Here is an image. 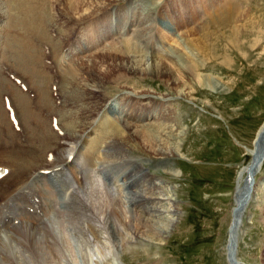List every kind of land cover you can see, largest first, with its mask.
Here are the masks:
<instances>
[{
    "label": "rangeland",
    "instance_id": "1",
    "mask_svg": "<svg viewBox=\"0 0 264 264\" xmlns=\"http://www.w3.org/2000/svg\"><path fill=\"white\" fill-rule=\"evenodd\" d=\"M54 1L50 0V5L47 6L44 3L41 6V8H39L38 13L40 12L39 15L40 14L41 15H40V22L38 23L39 29L36 30V33H28V32L23 33V31H21L20 33H23V36H26L25 39H27L28 42H30L29 40L31 39L32 42L34 41L36 43V44H32L30 42L31 45L35 46L34 52H37L35 53L36 55H38V53L40 54V51L41 53L43 52L45 54L42 56L43 58L41 57L40 66H42L43 68L44 66H46L48 69L47 71H52L54 69L57 71L59 69L58 63L60 62L62 63V65H60L61 67L64 65L67 66V64H70V66L73 65V68H75V70H77L78 68L77 71H79V74L81 76L80 78L83 79V81H85L84 83L89 84L90 79L86 78L87 74L84 73V70L82 69L83 67L77 65L76 61H69L72 60L73 57H77L75 56V54L81 53V51H76L73 53L71 52L72 55L68 56L63 54V50L69 43H73L75 47L80 48L81 47L80 44L79 43L77 44L76 42V39L80 36V34L83 35L85 34L84 39L88 42L89 40L86 39V37L88 36L86 29L91 30L94 27L95 22L98 20L104 19L106 22L111 21L109 30L112 32L117 30L118 25L116 26L114 21L115 18L113 17L115 15L112 14L113 11L110 9L115 7L116 10L118 8L117 6H121L120 10H123L127 6V4L123 3L117 6H112V8L100 12L101 14L100 13L97 14L94 18H90V19L86 18L84 20H79L75 18V16L70 15L69 14L70 12L66 11L65 8H63L64 0H59V1L56 0L55 2ZM133 1H139V0H132L131 3H133ZM233 1H235L239 12L238 16L235 19V22H237L238 20L237 26L239 27L240 31L241 29H244L245 22L257 21L255 23L260 25L259 32H264L263 29L264 0H233ZM214 3H215L214 0H148V3L146 4L155 5L154 7L155 9L153 8L151 12L153 11L152 14L153 16L156 15L153 18L149 16L148 14L149 12L144 13V15L147 14V19L151 23V26L154 29L152 33L148 34L149 36L147 35L148 37H150L151 36L150 34H152L150 38L152 39L151 43L153 45V49L149 50L150 53H148L147 49H144L146 48L144 47L145 45H142L140 44V42L137 41L139 40L138 39L139 37L136 36L132 37L133 34H131V32L128 31L127 32L121 31L120 33L122 34L120 33L117 34L118 32L116 31L114 32V34H110L109 31L110 35L108 34L102 38V41L100 42V44L101 43L102 44L96 46L97 47L96 51L98 52L103 51V48L104 50L106 49L108 50L112 45V48L113 46H115V49L118 48L120 51L122 50V52L125 54L127 50L126 44L128 43L129 50L134 49L135 52L139 54L140 53H145L147 55L158 54L159 56H164L167 58L169 57L168 59L175 60L177 62L176 65L178 66L179 64L175 55L176 52L177 55L179 54L185 55L184 57H187V53H188L185 51V49H187L185 45L186 38L185 36H181V35H184L183 33L189 34L190 30L194 31L196 34L199 35L211 31L212 27L209 23V17H210L209 11L211 10L210 8L214 7L212 6L214 5ZM170 4H172V6ZM141 7L142 6H139V8ZM159 7H162L163 11H165L166 14L168 15L166 17L170 18V21L172 22L171 26H173V30H172L174 31L173 35H171L170 32H167V30L166 31L161 30L162 25L160 24V18L157 15L159 10L161 9ZM178 8L182 9L184 13H186L187 15L186 18L187 20H185V22L181 23L180 25L177 24L178 11H175ZM155 25H157L158 27L156 28ZM177 30L180 31L181 35L178 34L177 37H174V35H176L177 33ZM245 33L246 31H244L243 34ZM40 36H42L41 37L42 39L39 38ZM209 37L211 36L208 35V39ZM261 40L263 41H260L252 49L248 51L249 59H246L244 61L241 60V58H239L240 55H237L235 51L231 53L230 52L227 53L230 56V58L236 62L237 70L234 72L229 71V69H227L225 66L219 64L218 62H214L213 60H210L209 64L206 63L203 64L204 67V69L202 70L203 74L208 72L211 74V76L220 78L221 82H226L227 80L231 79L233 81L231 88L227 87L226 89H224V91H220L213 94L199 90V94H201V96L195 93L194 96L196 98V101L190 102L183 98H172L169 104L164 103V105H162L167 109H169L170 113L172 112L174 114L173 115L171 113V118L169 119L174 121L173 122L174 125L178 124V126L185 127L187 131L188 129H190L191 132L194 133L193 137L187 136L185 139V143H183L180 147L181 150L180 153H182V155H184L186 158H180V157L172 158L165 163H162L158 159L156 160V158L147 156L144 152L142 153V151L140 150L132 149L131 148L132 146L129 142H128L129 144L124 145L123 144L124 142L122 143L117 141V139L115 138L116 134L114 135L112 132L109 133V130L107 129L109 128L108 124L112 122L110 121L111 119L113 120V122L115 120L116 124L118 125L119 122L121 121L120 128L124 127L123 114L109 112L107 114H104V116H102L103 111L105 109L102 112H100V114H97L96 111L100 107L101 103L106 102L110 99H114V100L116 99L119 101L120 99L121 100L123 99L126 107H129L131 104H133L132 102L133 97H131L130 100L129 98H126L125 96L122 95L123 86L130 87V91L150 89L151 91H156L155 93L163 94L165 92L164 79L162 80L153 79L151 81L145 79L143 81H139V79L137 78L129 77L124 81H122L121 79H115V80L107 79L106 81L100 82L97 79V77L94 76L93 79L96 82V84L104 88L103 92L99 96L97 95L96 99L95 98L92 99L94 102L96 101L99 102L98 103L99 105L98 104L96 105L98 107L97 108H95L96 106L94 107V110L96 112L93 111L95 113L92 112V115L89 113L85 119L80 120L77 119V117L75 118V116H72L71 114H73L72 111L74 110L71 111L70 108H68L66 104H64L65 106L63 108L62 115L68 116L72 122L74 121L73 122L74 124L72 125H74L75 127L74 128L75 134L80 135V132L82 130V134L80 137L81 140H79V147H80V143L83 140L87 141V140H92V138H95L96 136L95 134L97 133L93 134L92 130L94 128L96 129V127L98 129L100 128L101 131L102 130L104 131L103 134L104 136L102 135L103 138L99 136L97 137V140L98 141L102 140L104 142V140L106 141L107 139V142L101 143V145L99 146L100 148L98 147L96 151L89 153V156L95 159L93 161L94 165L91 166L92 168H90V171L86 167L85 158L83 157L84 158L83 160L82 157L80 156L82 152L84 154L86 153L85 146L82 148L81 152L79 153V156H77L80 159L78 160V162L82 165L81 167L82 174L78 176L77 179L75 178V181L80 180L84 183H82V190H81L79 189L81 187L79 186L80 181L77 182L75 188L77 186L79 188H77L75 194L67 193L65 199H63L65 189H69L70 187L67 178L64 177L63 175L61 176L60 174H55L53 176L44 178L43 180L42 179L39 180V186L41 188L42 186H44V183L49 186H52L51 190L54 192L56 191L55 193L54 192L53 193L57 195L58 199H56L57 201V202L55 201L56 203L50 201V204L51 206L53 205V208H51L49 211H45V213H42V218L40 216L39 217L40 220L38 219V223H40L38 228L40 226H43L44 224L61 229L60 221H62V219L65 216L69 215L68 217H70L71 215L73 216L75 213L77 214L79 213L80 216H78L77 220L74 221L76 225V226L74 225L75 228H71V226L68 225L67 226L68 229H66L67 230L66 232L69 234L71 233V235H73L71 236L70 241L73 245L74 248L73 250L77 257V261L80 264H82L83 261L85 262V260H83V258L85 259V252L87 254L88 259L87 262H85L84 264H93L92 260L93 261L99 260L100 261L99 264H229L227 263L228 261H226V257L228 255L227 247L229 240L228 238L229 231L232 225V221L234 219V217L231 216V213H233V211H235L233 209L234 208L236 209L237 207L236 206L237 199L235 198L234 195V191L236 188V180L240 175L242 168L246 166L245 164L248 160V153H250L251 150H253L252 141L256 139L257 133L264 124V37L263 36ZM10 48H16V50L18 49L16 45L14 46L12 44H10ZM95 48L86 51L84 55L87 56L90 54L92 59V56L96 52ZM99 48L101 49L100 51ZM36 49L38 50L36 51ZM173 49L176 50L175 53H172ZM27 50L30 53V57L34 55V53L31 52L32 50L30 49V47H28ZM90 52H92V54ZM98 52H96L97 55H99ZM21 53H23V51H21L20 54ZM4 54L1 58L4 57L6 59V62H8V64H10L13 67V69L20 70L23 73L28 69L31 70L32 63L34 64L33 60L32 63H30L31 64L30 66L28 61H27L28 63L26 62V64L23 62L26 57L25 54L22 55L23 57L16 56L15 58L13 57L15 56L14 54H6V57ZM11 55L13 58L11 57ZM1 58H0V63L4 61V59L1 60ZM91 59L88 66L84 67V69L86 68L88 69L89 74L94 73ZM66 61L69 63H67ZM2 65L0 64L1 70L4 69ZM209 67L211 69L210 71H212L213 73L208 70ZM40 71L42 72V70ZM43 76L46 79L44 80V82H46V85L44 84L45 87L44 89L46 91L44 90V92L45 94L49 95L50 94L49 91L51 90L47 86V84L49 83V78L46 75H44V73ZM52 76L55 77L54 74ZM62 77H64L62 74H61V78L58 76L55 77L52 80L53 83L51 82L50 85V87H53V89L55 88L54 90L57 93L58 101H61L62 95L59 94L60 87L58 89L57 83L59 85L60 79L62 81ZM37 78L36 79L34 78V80H37ZM19 84L20 86H22L20 82ZM93 84L96 85L95 83ZM47 89L49 91H47ZM70 90L74 91L75 90L74 86H71ZM21 91L23 92L24 90L21 89ZM29 91L30 93L24 91L23 94L26 93L27 98L29 99L28 102L31 103L30 107L33 108L34 112H37L35 105L34 107L32 105L36 100L39 101V99L42 98L43 94H40V96L38 97L36 91L34 92L30 89ZM31 92L34 93L32 97L30 96ZM53 94L54 91L51 92V95ZM76 95H79V93L77 92ZM67 99L70 100V102L75 101V99L74 98L72 99L71 97ZM50 100H51L50 107H46L43 109L42 107L40 108L42 110H46V113L47 110L51 111V109L49 108L54 109L57 105L52 99V97H50ZM201 100L203 101V103L200 102ZM111 101L113 102V100ZM151 101L155 102L156 98L154 97L153 99H151ZM147 102L148 101H141L140 105L141 106L145 105ZM77 105H75L74 107H76ZM80 107L82 106L80 105ZM83 108L84 107L80 108V111L78 110L77 111L81 112ZM43 117H45L44 112L42 113V118ZM54 117H56V120L59 123L58 114H54ZM101 118H104V120H102ZM43 119L45 120L47 119L46 120L47 126L50 127L49 119L48 118H43ZM105 121L107 122V124L105 123ZM166 121H163L160 124H164ZM72 122H70L69 124L70 126ZM88 123L91 124L93 123L92 125L93 127L86 129L89 126ZM136 124L141 125L140 122ZM31 126L32 127L35 126L34 122H31L30 127ZM61 129L62 130H60L59 131L60 133L58 134L62 135L67 133L68 135L69 134L71 135V133L73 132L72 129H68L69 131L67 129H63V128ZM51 130H49V128L46 129V127L44 126L41 131V136L43 135L42 137H44V135L47 134L48 138L49 136L50 138H53L52 137L53 134ZM2 134L4 135V132ZM61 135L58 136L62 137ZM109 136H110V140L108 139ZM113 139H116L115 141L118 142L119 148L121 147L122 149L113 147V149L115 150H112L110 146L108 147L103 146L109 143V141L111 142ZM33 144L37 146L39 145L38 141L33 142ZM122 145L124 146L122 147ZM50 147L53 148L54 145H50ZM62 148L64 150H62ZM67 149L68 146L66 145L60 148V150H62V151L59 150L61 154V156L59 157L60 159L64 160V158L67 157V155L64 156L66 154ZM247 149H250V151ZM45 151H42V155L40 156L43 159H44ZM56 154L57 153H54L53 155ZM71 157H73V155ZM54 161H56L55 158ZM83 163H85V165ZM95 163H97V165H95ZM135 163L139 164V165L137 164L138 166L136 168H135L136 166ZM100 167H103V170L100 169ZM96 169L99 172H97ZM128 170H132L133 174H135L137 170L141 171L140 173L142 176L140 175V173L135 174L136 175L135 181L137 180L138 183V191L140 192L142 191L141 193H145L149 191L148 185L146 183V181L148 182L149 179H151L154 182V184L157 185H161V183H163V186L159 187V189L155 191V195L158 194L160 197H164L165 196L164 190L166 188L172 195V198L171 199L165 198V200H162L158 205V207L160 208L159 211L163 210L164 212L166 211L168 212L166 206L168 208V204H169L172 210L175 209L171 213L174 212L177 218L175 219L171 232L168 233L169 235L167 234L166 237L164 236L163 238H158V239L156 237L155 238L157 239L156 241H151L148 239L146 240L143 238L142 242L139 241L135 242L133 240L132 242H130L129 240L132 238L130 232L127 230L126 226L120 225L119 228L121 231L120 238H123L120 240V244L121 247L126 246L127 248L126 253L122 255V248L121 247L118 248L116 246L117 244L115 240L109 236V234L106 231V227L103 224L101 225L100 223L101 219L99 220L97 219V217H95L94 215L95 195H93V198L92 197L90 198V196L92 193L93 194L97 193V196L100 195L99 190L101 189L103 190L102 195H105V190H108L109 191L108 194L111 195L114 194L117 198L120 199L123 209L122 207L120 208L119 203L116 204L117 207L116 206L115 207L117 213L121 216V218L124 217L125 219L129 216L127 212H130V210L136 213H140V211L138 210H141L143 207H146V205H148L149 208L150 207L149 204L145 203L144 201H142L140 205L132 206L133 204L132 205L131 203L128 204V201L123 197L125 194L122 195V199L121 196L118 197V193H120V195L122 194L118 190V188L125 193L128 190L132 189V187L128 186V184H125L126 187L121 186L123 184V183L121 184L123 178L125 179L129 177ZM167 171L173 172L172 177L165 173ZM103 172L107 173V175H109L110 177H107L106 180H102L100 178V175H102ZM142 173H144L145 176ZM146 173L149 175V177L146 176ZM33 175L30 177V179L32 180L34 178L36 179V174ZM263 178H264V160L262 161V165L260 169L254 176V182H256L255 184L256 190L258 189L257 194L255 195L254 199L252 198L245 205V208L243 209V213L241 216L242 223L237 231L239 234L237 233L236 250L235 253L233 254V258H234L233 261L235 262V264H237V262L238 264H262L263 262V258H264V253H263L264 252V220L263 219L264 218H263V209L261 207L264 204V191L262 190L263 188L257 185L258 182L261 181ZM32 180L28 181V184H31ZM135 181L133 185L135 184ZM3 188L4 190L10 189L6 185H4ZM133 189L135 190L136 188ZM16 210L3 209L2 213L4 214V217H9V214H14V216L15 214H17L16 215L17 219H15L17 223L13 224V227L14 228L17 227L16 229H18L22 227L23 224L21 225V223L25 219H21L22 216L20 214V211L18 210L16 211ZM72 210L75 213H73ZM96 212L97 211H95V213ZM152 212H157V211H152ZM164 212L151 214V212L148 211L147 215L150 214L149 217L152 216L155 218V220L157 219L159 222H163L167 216V213ZM60 215H62V217ZM143 216L146 217V215ZM81 217L83 220L85 219L84 222L80 221ZM27 221L34 222L36 221V219L33 218L30 220L27 219ZM23 226H25V223ZM81 230L83 231V234L76 235L77 232L78 231L80 232ZM93 230L95 231L96 236ZM2 231L3 230H0V237L6 239L7 236L5 237V235L7 234L6 231L8 230L3 232ZM40 232L41 231H39V233ZM8 234L11 233L9 232ZM12 235L13 234H11V236ZM85 236H87L86 238H88L89 240L88 244L84 240ZM8 242L9 240L7 239V242H5V244L2 243L3 245L2 248H0V251L3 250L7 252V254L12 253V251L17 252L18 250L15 249L14 245H12L11 242H9L10 243L9 244ZM132 252H135V255H131Z\"/></svg>",
    "mask_w": 264,
    "mask_h": 264
},
{
    "label": "bare ground",
    "instance_id": "2",
    "mask_svg": "<svg viewBox=\"0 0 264 264\" xmlns=\"http://www.w3.org/2000/svg\"><path fill=\"white\" fill-rule=\"evenodd\" d=\"M214 1L215 3L214 5H212L214 7L210 8L211 10L209 11V15H210L209 23L212 27L211 31L199 35L196 34L194 31L190 30L189 34L183 33L184 35H181L180 31L177 30L176 35H174V37H177L178 34H180L181 36H185L186 39L185 38L184 39L187 48L185 49V51L188 52L187 57H184L185 55H180V54L177 55L175 49L172 50V53L176 52L175 55L179 64L178 66L176 65L177 62L173 59H168L169 57L167 58L164 56H159L158 54H150V55H147L145 53L139 54L136 53L134 49L129 50L128 43L126 44L127 50L125 54L122 52V50L120 51L118 48L115 49V46H113L112 48V45L108 50L107 49L104 50V48L102 47L103 51H100L101 50L100 48H99L100 52L96 51L97 49L96 46L102 44V43L100 44L102 38L109 34L110 31L109 26L111 24V21L106 22L104 19L96 21L94 27L91 30L86 29V32L88 33L86 39L89 40L88 42L84 39L85 34L84 35L80 34V36L76 39L77 44L79 43L81 46L80 48L75 47L73 43H69L63 50V54L68 56L72 55L71 52L73 53L76 51H81V53L75 54V56L77 57H73L72 60H69L70 58L66 60L76 61L77 65L83 67L82 69L84 70V73L87 74L86 78L90 79V83L86 84L84 83L85 81H83V79L80 78L81 76L79 74V71H77L78 68L77 70H75V68H73V65H71L72 66L71 67L70 64H67V66L64 65L61 67L60 65H62V63L60 62L58 63L59 69L57 71L55 69L52 71H47L48 69L46 66L43 65L44 68L40 66L41 57L45 54L43 52L41 53V51L39 50L40 54L38 53V55H36L35 53L37 52H34L35 46L31 45V43L32 44H36V43L34 41L32 42L31 39L29 40L31 43L28 42V40L25 39L26 36H23V33L25 32L36 33V30L39 29L38 23L40 22V15H41V14L39 15L40 12L38 13L39 8H41V6L44 3L47 6L50 5V0H0V50H1L0 58L3 56L4 53H5L4 54L5 57L6 54H14L15 55L13 56L14 58L16 56L23 57L22 55L25 54L26 57L25 60L23 61L25 64L28 61L30 66L32 60L34 62V64L32 63L31 70L28 69L27 71H24V73L21 72L20 70L13 69V67L10 64H8V62H6V59L4 57L1 58V60L4 59V61L0 63L1 65L3 64L2 67L4 68L3 70L0 69L1 70L0 72V165L1 166L5 165L6 167H8L7 169L8 171L5 177L4 176L1 177V181L3 182H0V230L3 231L8 230L6 231L7 234L5 235V237L7 236L6 239L0 237V248H2V245L5 244V242H7L8 239L9 242H11L12 245H14L15 249L18 250L17 252L12 251V253L10 254H7V252L1 250L0 264H80L77 261V257L73 250L74 249L73 245L70 241V238L73 235H71V233L69 234L66 232L67 231L66 229H68L67 227L68 225H70L71 228H75L74 221L77 220L78 216H80L79 213L77 214L72 210L73 213H75L73 216L72 215L70 217H68L69 215L65 216L62 219V221H60L61 229L44 224L43 226H40L38 228V226L40 225V223H38V219L40 220L39 217L42 214V213L39 214V212L42 211L43 213H45V211H49L52 208L50 201L55 202L56 199H58L57 195L54 194L56 191L54 192L51 190L52 186H49L44 183V186H42V188L44 189L43 190L39 186V180L40 179L43 180L45 178L43 174L44 173L43 170L48 169L49 167L48 164L54 166L55 164H57L56 162L61 161V163H63L66 162L67 160L72 161V163L75 164L76 160L77 161L80 160L79 157L77 156H79V153L81 152L84 146L86 153L84 154L82 152L80 156L82 157L83 160L85 158L86 167L90 171V168H92L91 166L94 165L93 161L95 159L89 156V153L96 151L97 148L101 145V143L107 142L106 138H105L106 141L104 140V142L100 140L101 138L99 139L100 141L97 140V137L99 136L102 137L104 131L103 130L101 131L100 128L98 129L96 127V129L94 128L92 130L93 134L97 133L95 134L96 135L95 138H92V140H87V141L83 140L81 142L82 145L80 143V147L78 149L72 150L75 147V143L78 140H81L80 137L82 130L80 132V135L75 134L74 133L75 127L74 125H72L74 124L73 123L74 121L72 122L68 116L62 115V111L65 106L64 104H66V106L70 108L71 111L74 110L72 111L73 114L71 115L75 116V118L77 117V119L80 120L85 119L89 113L92 115V112L95 111L94 107L99 103L98 101L94 102L92 99L94 98L96 99L97 95L99 96L104 89L103 87H100V85L96 84V82L93 79L94 76H96L100 82L106 81L107 79L109 80L121 79L122 81H124L129 77L137 78L139 79V81H143L145 79L150 81L153 79H160V80L164 79L165 92L163 94L155 93L156 91H151L150 89L130 91V87L123 86L122 95L125 96L126 98H129L130 100L131 97H133V101H132L133 104H131L129 107H126L123 99L122 100L120 99V101L116 99L115 100L110 99L106 101L107 103L106 102L101 103L100 107L102 105L103 106L101 107V109L99 107L98 110L102 112L105 109L103 111L102 116H104V114H107L109 112L123 114L124 127L120 128L121 121L119 122L118 125L116 124L115 120L113 122V120L111 119L110 121L112 122L108 124L109 128L107 129L108 127L107 126L106 129L109 130V133L112 132L114 135L116 134L115 138L117 139V141L122 143L124 142L123 143L124 145L130 143L132 146L130 147L132 149L140 150L142 151V153L144 152L147 156L156 158V160L158 159L162 163H165L172 158H177V157L186 158L184 155H182V153H180L181 152L180 147L183 143H185L186 137L187 136L193 137L194 133H192L190 129H188L187 131V129L183 126L182 127L178 126V124L174 125L173 124L174 121L169 120L171 118L172 112L170 113L169 112L170 110L162 105H164V103L169 104L172 98H183L190 102L196 101L194 95L195 93H197V95L201 96V94H199V90L213 94L220 91H224V89H226L227 87L231 88L233 84V81L231 79L227 80L226 82H221L220 78L213 77L208 72L203 74L202 73V70L204 69L203 64L205 63L209 64L210 60H213L214 62H218L219 64L225 66L227 69H229V71L234 72L237 70L236 62L233 61L227 53L228 52L231 53L235 51L237 55H240L239 58H241V60L244 61L246 59H249L248 51L252 49L260 41H263L261 39L262 36L264 37V32H259L260 25L255 23L257 21L245 22L244 29H241L240 31L239 27L237 26L238 20L237 22H235V19L239 13L235 1L233 0H214ZM131 2L132 0H64V4H63L64 7L63 6L62 7L65 8L66 11L70 12L69 13L70 15L75 16V18L79 20H84L86 18L88 19L94 18L97 14H99L104 10H109V8H112V6H117L126 3L127 6L123 10H120L121 6H117L119 9L117 8L116 10L115 7L110 9L113 11L112 14L116 16V17L113 16L115 18L114 21L116 26L118 25V29L115 31L118 32L117 34H119V32L121 31H125V32L128 31L131 32V34H133L132 37L134 36L139 37L138 38L139 40L137 41L140 42V44L145 45L144 47L146 48L144 49H147L148 53H150L149 50L153 49V45L151 43L152 39L150 38L152 34H150L151 35L150 37H148L149 36L148 34L152 33L154 29L151 26V23L147 19V14L144 15V13L149 12L148 13L149 16L154 18L156 15L153 16L152 15L153 11L151 12V10L155 7V5L146 4L148 3V0L133 1V3ZM170 5L172 6V4ZM139 6L142 7L139 8ZM159 8L161 9L157 13V15L160 18V24L162 25L161 30L163 31L167 30V32H170L171 35H173L174 31H172L173 26H171L172 22L170 21V18L166 17L168 15L166 14L165 11H163L162 7ZM175 11H178V15H177L178 25H180L181 23L185 22V20H187L186 19L187 15L186 13H184L182 9L178 8ZM155 26L156 28L158 27L157 25ZM21 31H23V33H20ZM244 31H246L245 34H243ZM114 32L110 31V34H114ZM208 35L211 36L209 37V39H208ZM41 37L42 36H40L39 38L42 39ZM10 44L14 46L16 45L19 51L18 49L16 50V48H10ZM28 47H30V49L32 50L31 52L34 53V55L31 57H30V53L27 50ZM93 48H95V51L98 52L99 55H97V53L95 52L94 55L92 56V59L90 54L87 56L84 55L86 51H89L90 49ZM37 50L38 49H36V51ZM21 51H23V53L20 54ZM90 53L92 54V52ZM90 59L92 60L91 61L92 67L94 69L93 74H89L87 68L84 69V67L88 66V64L90 63ZM40 70H42V72ZM208 70L209 71L211 70L210 67L208 68ZM59 72L64 76L62 77V81L60 79L59 85L56 82L58 89L59 87L61 89V90L59 89L60 93L58 92L59 94L62 95L61 98L63 100L61 99V101L57 100V93L54 90L55 88L53 89V87H50L51 82L55 77L58 76L61 78V74ZM43 73L49 78V83L47 84V86L49 87V89L54 91V94L51 95L52 92L51 90L49 91L47 89V91H49L50 97H52L54 102L57 104V105L55 104L56 107L54 106L55 110L53 108H49L51 109V111L47 110V113L46 110H42V109L46 107H50L51 100L49 95L45 94L44 92L45 90L44 84L46 85V82H44V80L46 79L43 76ZM53 74L55 75V77L52 76ZM34 78L35 79L37 78L38 81L34 80ZM16 79H18V82L16 81ZM19 82L22 84V86H20ZM93 83H95L96 85H94ZM27 86L29 87L30 90L34 92L36 91L38 97L40 96V94H43L42 98H40L39 101H37L34 98L36 101L32 106L34 107L35 105L37 112H34L33 108L30 107L31 103L28 102L29 99L27 98L26 93L23 94L24 91L22 92L20 89L24 87L26 88V92L30 93ZM71 86H74L75 88L74 91L70 90ZM61 92L66 96H64ZM77 92L79 93V95H76ZM33 95L34 93L31 92L30 96L32 97ZM69 97H71L72 99L74 98L75 101L70 102V100L67 99ZM154 97L156 98L155 102L151 101V99H153ZM111 100H113V102ZM141 101H148V102L145 105L141 106L140 105ZM200 102L203 103L202 100ZM6 103L9 104L8 109H6L5 106ZM77 104H80L82 107H84L81 110V112L78 111H80V108L82 107H80V105ZM75 105L77 106L74 107ZM41 107L42 109H40ZM97 107L98 106H96L95 108ZM43 112L45 114V117L43 118L49 119L50 127L47 126V121H46L47 119L45 120L42 118ZM54 114H58L59 123L57 122L56 117H54ZM9 116L14 117L16 119L17 121L16 125L13 123V121L10 119ZM7 118H9L11 121H7ZM101 119L104 120V118ZM67 120L72 122L71 126L69 125L70 122H68ZM163 121L166 122L164 124H160ZM29 122L30 124L31 122H34L35 126L30 127ZM138 122H140L141 125H137L136 123ZM105 123L107 124L106 121ZM88 124L89 126L87 128L85 127L86 129L93 127L92 126L93 124L91 123ZM44 126L46 127V129L48 128L49 130L53 129L54 132H56L57 134L52 131L53 138H50L49 135L48 138L47 134H45L44 137H42L43 135L41 136V131ZM61 128L67 130L72 129L73 132L72 133L70 132L71 135L70 134L68 135L67 133L62 135L58 134L59 130H62ZM3 132L4 135L2 134ZM58 135H61L62 137H59ZM110 136L108 138L109 140H110ZM116 139H113L111 142L109 141V143H107L106 145L103 144L102 145L107 147L110 146L112 150H115L113 149V147L119 148L118 142L115 141ZM70 140L73 141V144L70 142ZM36 141H38L39 143L38 146L33 144V142ZM50 145H54L52 149L53 151L52 150L50 152L46 151L43 159L42 157H40L42 155V151L50 150V148L52 147V146L50 147ZM65 145L66 146L72 145V147L66 151L67 157H65L64 160H62L59 158L61 156L60 151L64 149L62 148V150H60V148ZM78 145H79V141H78ZM124 145H122V147ZM251 151H252V155H255V158L253 159L254 162L253 172H255L260 169L262 165V161L264 160V124L262 125L261 129L256 135L255 149ZM54 153L57 154L53 155ZM47 155L53 156L56 159V161L55 162L50 161ZM72 155L73 157H71ZM69 161H67L65 164H67ZM85 163L83 164L85 165ZM135 164H136L135 166L136 168L139 164L138 163ZM60 166L64 167V164H61ZM128 171H129L128 172L129 177L125 179L123 178V181L121 182V184L122 183L123 184L121 186H125V184H128V186L132 187V189L128 190L125 193L118 188V190L122 193L121 195L120 193H118V197L121 196L122 199V195L125 194L123 197L128 201V204L131 203V205L133 204L132 206L140 205L141 202L144 201L145 203L149 204L150 206L149 208L148 205H146V207H143L141 210H138L140 211V213H136L130 210V212H127L129 216L126 219L122 217L123 218L122 219L121 216L116 211V207H117L116 204L119 203V206L120 208L122 207V209L123 206L121 205L120 199L117 198L114 194L112 195L108 194L109 191L105 190V195H102L103 190L98 189L100 191L99 192L100 195L97 196V193L96 194L92 193L90 196V198L91 197L93 198V195H95V200H94L95 217H97V219L99 220L101 219L100 221L101 225L103 224L106 227L107 233L111 238L115 240L117 244L116 246L118 248L121 247L120 240L123 239L120 238V232H121L119 229L120 225L126 226L127 230L130 232L132 236V238L129 240L130 242H132V240L135 242L137 241L142 242L143 238L146 240L148 239L151 241H156L158 238H163L164 236L166 237V235L169 232H171L175 219L177 218L174 212L171 213L175 209L172 210L169 204H168V208L166 206L168 212L167 211L164 212L162 209H161L162 211H159L160 208L158 207V205L160 204V202L162 200H165V198H169V199L172 198V195L165 187H164L165 188L164 197H160L158 194L155 195V191L159 189V187L163 186V183H161V185H157L154 184V182L151 179H149L148 182L146 181L149 191L145 193H141L142 191L141 192L138 191L137 180L135 181L136 179L135 174L136 173L139 174L141 171L137 170L135 174H133L132 170H128ZM246 171H247V166L242 168L241 173L240 175L238 174L239 176L236 180V188L234 191V195L235 198L237 199V204H236L237 207L235 211H233V214L231 215L232 217H234V219L232 221L233 226L231 225L230 227L229 237H228L229 238L228 247H227L228 260L231 259V255H232L231 251L233 250V245H235V250H236V238L238 233L237 231L242 223L241 216L243 213V209L245 208V205L252 198L254 199L258 190V189L256 190V185H255L256 182H252L248 186L249 178L248 175L246 177ZM165 173L172 177L173 174L172 171H167ZM33 174H36V179L34 178L32 180L30 179V177ZM142 174L144 175V173ZM244 174L245 176H243ZM146 176L149 177L147 173ZM107 177L110 176L104 172L102 173V175H100V178L102 180H106ZM30 180H32L31 184H28V181ZM78 181L77 180L75 181L76 184ZM134 181L135 184L133 185ZM82 183L84 182L80 181L79 186L81 187L80 188L78 186L76 188L74 187L72 191H74V189L77 190V188L82 190ZM4 185L9 187L10 189L4 190L3 188ZM257 185L263 188L262 190L264 191V178L261 181H259ZM133 188L136 189L134 190ZM22 189L28 190L27 194L32 196L31 201L28 200L25 201L26 194ZM20 206L31 207L32 209L31 214L26 212L25 208L20 209ZM16 207L17 210L20 209L18 211H20V214L22 216L21 219H25L21 223V225L22 224L24 225L25 223V226L22 225V227L18 229H16L17 227L16 228L12 227L11 220L4 221L1 215L3 209L16 210ZM261 208L263 209V218H264V204ZM95 211H97L96 212L97 214L95 213ZM148 211H150L151 214L164 212L167 213V216L163 222H159L157 219L155 220L154 217L152 216L149 217L150 214L147 215ZM152 211H157V212H152ZM16 215L17 214H15L14 219H17ZM143 215H146V217ZM60 216L62 217V215ZM82 217L80 221L84 222L85 219L83 220ZM32 218L36 219V221L34 222L27 221V219L30 220ZM11 228L14 229L12 230ZM39 231L41 232L39 233ZM9 232L13 235L11 236V234H8ZM93 232L95 233L94 230ZM82 234L83 231L81 230L80 232L78 231L76 235H82ZM86 237L87 236H85L84 240L88 244L89 240ZM156 237L157 239H155ZM121 248L123 255L124 253H126L127 248L126 246H122ZM131 255H135V252H132ZM87 259H88L87 254L85 252V259L83 258V260L87 262ZM85 262L83 261L82 264H84ZM230 262L231 260L228 261V263L233 264V261L232 263ZM92 263L99 264L100 261L92 260ZM262 264H264V258Z\"/></svg>",
    "mask_w": 264,
    "mask_h": 264
},
{
    "label": "water",
    "instance_id": "3",
    "mask_svg": "<svg viewBox=\"0 0 264 264\" xmlns=\"http://www.w3.org/2000/svg\"><path fill=\"white\" fill-rule=\"evenodd\" d=\"M255 143H256V139L253 140V147H254V149H255ZM248 174H251L250 173V170L248 171Z\"/></svg>",
    "mask_w": 264,
    "mask_h": 264
}]
</instances>
